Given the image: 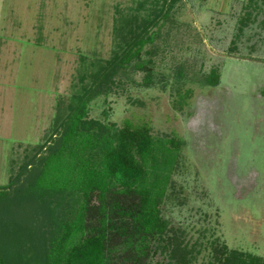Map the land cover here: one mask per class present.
I'll list each match as a JSON object with an SVG mask.
<instances>
[{"label":"rangeland","instance_id":"rangeland-1","mask_svg":"<svg viewBox=\"0 0 264 264\" xmlns=\"http://www.w3.org/2000/svg\"><path fill=\"white\" fill-rule=\"evenodd\" d=\"M13 1L0 0V188H16L24 158L29 166L59 145L65 104L98 60L106 69L117 44L125 51L122 34L147 30L138 58L91 95L85 121L102 132L148 123L153 136L183 141L162 208L163 264L179 253L216 264L231 252L264 264V0ZM212 71L218 83L205 85ZM22 176L25 190L32 173ZM21 196L0 206L15 241L45 228Z\"/></svg>","mask_w":264,"mask_h":264},{"label":"trees","instance_id":"trees-1","mask_svg":"<svg viewBox=\"0 0 264 264\" xmlns=\"http://www.w3.org/2000/svg\"><path fill=\"white\" fill-rule=\"evenodd\" d=\"M146 31L135 35L130 28L123 33L127 47L123 51L117 44L105 61L106 69L100 65L103 60L97 59L98 71L83 87L85 92L77 100L72 97L63 103L69 112L54 137L59 145H49L46 155L42 153L29 166V158H24L17 181H12L16 188L11 190V184L0 188V206L2 200L10 202L24 195V209L32 206L33 215L45 227L43 233L18 235L15 241L11 236L15 229L0 208V230L12 238L0 242V264H163L156 258L167 249L163 236L169 221L162 208L183 141L153 136L148 123L135 126L125 122L119 129L105 127L102 132L85 121L88 102L101 93L100 85L109 82L118 65L138 58L149 39ZM133 47L137 49L131 52ZM217 83L214 71L204 81L209 86ZM56 107L58 120L62 106ZM24 171L32 173V178L21 190L18 179ZM13 244L22 249L19 257ZM179 254V264H189L183 253ZM255 260L231 252L216 264H257Z\"/></svg>","mask_w":264,"mask_h":264},{"label":"crops","instance_id":"crops-1","mask_svg":"<svg viewBox=\"0 0 264 264\" xmlns=\"http://www.w3.org/2000/svg\"><path fill=\"white\" fill-rule=\"evenodd\" d=\"M8 2L12 3V2H14V1H13V0H8ZM15 2H18V0H16ZM9 11H12V10H9ZM0 31H1V30H0ZM5 96H6V95H5ZM7 101H8V95H7V100L4 101V102H5L4 104H7ZM2 104H3V103H2ZM4 104H3V105H4ZM0 109H1V108H0ZM3 112L5 113L6 110L3 111ZM1 123H2V122H1ZM0 126L2 127L3 125L0 124ZM0 130H1V129H0ZM2 139H3V138L0 137V144H1V142L3 141ZM0 156H1V153H0ZM1 160L4 161V159H1V158H0V161H1ZM1 164H2V163H1ZM1 164H0V165H1ZM0 171H1V170H0Z\"/></svg>","mask_w":264,"mask_h":264}]
</instances>
